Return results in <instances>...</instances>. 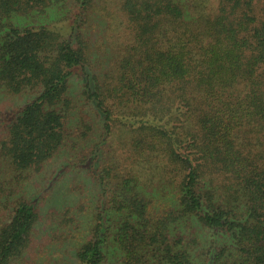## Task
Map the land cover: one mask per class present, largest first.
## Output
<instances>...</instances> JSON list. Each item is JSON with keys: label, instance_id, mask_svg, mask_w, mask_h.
<instances>
[{"label": "trees", "instance_id": "16d2710c", "mask_svg": "<svg viewBox=\"0 0 264 264\" xmlns=\"http://www.w3.org/2000/svg\"><path fill=\"white\" fill-rule=\"evenodd\" d=\"M0 264H264V0H0Z\"/></svg>", "mask_w": 264, "mask_h": 264}]
</instances>
